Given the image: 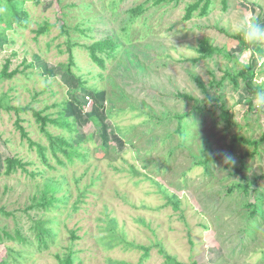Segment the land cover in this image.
Here are the masks:
<instances>
[{
  "label": "rangeland",
  "instance_id": "374dc122",
  "mask_svg": "<svg viewBox=\"0 0 264 264\" xmlns=\"http://www.w3.org/2000/svg\"><path fill=\"white\" fill-rule=\"evenodd\" d=\"M195 1H25L28 25L15 23L6 40L0 36V71L7 60L9 71L17 69L0 78V99L25 107L0 105V260L61 264L72 249L73 264H174L162 247L180 264H264V140L248 141L264 133V109L236 75L246 57L255 87L264 88V44L245 51L233 36L243 16L264 23V0H210L207 13L198 8L186 18ZM138 5L145 11L135 15ZM40 25L49 29L38 34ZM111 35L119 44L96 49L100 64L90 45ZM204 38L218 47L210 55L198 49ZM180 93H207L217 99L207 107L217 109L185 119L179 133L175 113L193 106ZM34 109L75 120L45 128L86 158L54 154ZM17 121L46 146L47 162ZM236 136L234 164L199 161ZM7 156L23 165L6 173ZM48 180L62 185L47 193L45 207ZM249 202L258 204L254 218ZM111 217L117 236L107 247ZM48 218L57 236L38 249L36 224H52Z\"/></svg>",
  "mask_w": 264,
  "mask_h": 264
},
{
  "label": "trees",
  "instance_id": "16d2710c",
  "mask_svg": "<svg viewBox=\"0 0 264 264\" xmlns=\"http://www.w3.org/2000/svg\"><path fill=\"white\" fill-rule=\"evenodd\" d=\"M25 1L26 0H0V23L5 26V28H3V29L0 28V36L5 38L4 40H6V37H7L6 28H12L15 23L19 24L20 26H27L28 25L29 16H28V10L26 9V6H25ZM34 1L36 3L39 2V0H34ZM162 1H167V2L176 1V2H178L179 0H155L154 3H159ZM201 1H203V0H196L195 2H192V3L187 5L186 14H185L186 18H190L193 15V12L198 8H200L199 12L201 14H205L208 12V9L210 6V0H204L203 4H201ZM224 2H226V0H224ZM143 11H145V8L142 5H138V6L131 9V12H133L135 15L140 14ZM48 29H49L48 25H40L36 31L38 34H40V33H44ZM233 36L235 38H238V40L240 41L243 48L246 49L245 51H248L251 48L252 45H248L238 35L233 34ZM118 44H119V41L113 35H111L110 37H108L106 39L96 41L95 43L90 45V52H91L92 58L96 62L103 64V58L97 54L96 49L97 48L103 49L105 47H108L110 50H114ZM198 49L202 52V55H210L216 49H218V47L211 44L208 38H204L200 41ZM252 54L250 51V54H249L250 59H252L251 58ZM71 56H72V54H71ZM8 66H9V60H7L3 69L0 71V78L12 77L16 73L17 69L9 71ZM255 74H256V71L254 70V66L251 62L248 63L246 67L241 68L236 73V75H241L245 79L246 85L248 86V88L251 91L256 92V90L260 89L261 87L260 86L255 87V85L253 83V79L255 77ZM197 81L200 84V86L203 87V89H205L203 82L199 78H197ZM179 95L186 98V99H190L193 101V106H192L191 110L183 111L181 113H175L176 114L175 117H177V119H178V126H177L176 130L179 133H183L182 129H183V123H184L185 119H188V118L191 119L194 116L205 115L208 112H210V114L213 115L217 109L216 105H213V107H211V108L207 107L208 103H210L214 100H215V102L217 101V99L212 98L207 93H206V97H204V98H199L197 96L187 94V93H180ZM220 102L222 105L223 101L221 100ZM202 103H205V104L203 105ZM0 105L7 108V109L13 108L16 111H19L20 109H25V107L20 108V107H17V106L8 104V103H4V102H2L1 99H0ZM34 113L37 115V119L41 122L42 129L47 132V135L49 137V147L51 148V150L53 151L54 154H57L58 150H62L67 155L69 160H72L74 155H77L81 159L86 158V156H87L86 153L78 152L76 148L71 149L70 145H72V142L70 140H68L66 137H64L63 135H54L51 132H48V130L45 128L47 122H49V121H51V122L54 121L56 124L61 125V126L72 127V123H75V120L72 121L70 119V117L66 114L65 111L59 110V115L56 118H52L48 114H42V112L40 110L34 109ZM16 123H17V126L21 129L22 136L28 137V133H27L26 129L24 128V126L19 121H17ZM118 129L122 132V130L119 127H118ZM239 138L240 137H238V136L232 138V141L228 144L227 150L220 152V153H214L211 155H207L204 158H201L199 161H201L202 163L205 164L206 162H208L210 160H216L218 158H224V160L226 162H229L230 160L226 157V154L228 156L232 155V152L235 148V141ZM28 139H29L31 145H33V144L36 145L42 159L45 162H47L48 161V155L45 152L46 146L43 144H39L37 142H34L29 137H28ZM246 140H248V139H246ZM262 140H264V133L260 136L259 139L248 140V141H251L253 144H257L259 141H262ZM5 161H6L5 172L8 174H10L12 171L16 170L18 165H23L21 160L17 157H14V156H7L5 158ZM58 161L60 163H63L62 159H58ZM61 185H62V182L60 181L58 184L57 180L56 181L48 180L46 182L45 192H44V196L42 199V201H43L42 204L45 207H48L52 203V197H47V193L51 189L56 190ZM237 185L243 187L245 191H247L248 188L250 187L249 183L241 184L240 182H237ZM233 187L234 186H232L231 189ZM80 195H82V193H80ZM80 200H81V198H80ZM247 205H248V207L251 208V211H249L251 213L250 214L251 217L254 218L255 215L258 213V204L254 203V202H249ZM76 207H78V204H76ZM47 220L50 222L52 221V224L46 225L45 221H41V220L38 224H36V230H37L36 236L38 238V243H39L38 249H43V248L48 247L49 242L55 240V238L57 236L56 228L53 225V223H55V220L49 219V218ZM116 226H117V219H115V217H111L108 220L109 232L107 233V236L109 237V239L105 240L106 241L105 245L107 247H112L115 244V242L113 240L117 236L115 233V227ZM161 250L166 255V260L168 263L180 264L179 261H177L174 256L165 252L162 247H161ZM17 254H20V252L17 251ZM148 254H149V250L147 248V251L144 253V256L146 257ZM8 255H11V254H8ZM74 259H75L74 258V252L72 249H70L66 253V255L62 258L61 264H73ZM0 264H13V262L9 260V256H8L7 258L0 260Z\"/></svg>",
  "mask_w": 264,
  "mask_h": 264
},
{
  "label": "clouds",
  "instance_id": "9594fccd",
  "mask_svg": "<svg viewBox=\"0 0 264 264\" xmlns=\"http://www.w3.org/2000/svg\"><path fill=\"white\" fill-rule=\"evenodd\" d=\"M233 31L248 45H261L264 44V23H261L258 18L254 16H243L233 26ZM239 65L241 67L247 66V58H239ZM256 106L260 109H264V88L256 90L255 101ZM226 157L231 163H235V160L226 154Z\"/></svg>",
  "mask_w": 264,
  "mask_h": 264
}]
</instances>
